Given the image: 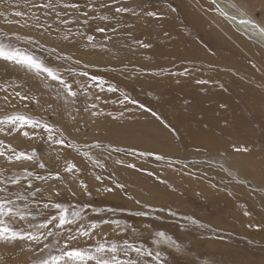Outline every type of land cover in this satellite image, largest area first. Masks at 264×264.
<instances>
[{"label": "rangeland", "instance_id": "1", "mask_svg": "<svg viewBox=\"0 0 264 264\" xmlns=\"http://www.w3.org/2000/svg\"><path fill=\"white\" fill-rule=\"evenodd\" d=\"M233 1L251 19L264 20V0ZM79 2L81 11L91 16L112 14L98 7L92 12L84 7L85 0ZM121 6L140 15L120 14L119 25L115 20L97 19L91 22L92 30L85 32L95 37L97 45L104 44L103 50L83 48L87 41L80 37L60 41L55 31L40 37L36 29H21L0 18V43H14L21 51L43 60L78 93L69 97L46 73L27 72L0 59V84L8 87V93L20 91L39 100L36 104L16 98L12 105H6L2 99L6 93L0 91V121L12 114H24L57 130L49 140L44 129L25 126L23 131L34 136L28 139L12 125L0 123L4 129L0 140L26 154L35 149L38 161L35 165L9 162L6 157L11 152L2 149L5 156L0 157V180L31 172L21 185L9 184L10 190H23L26 195L31 182V190L40 187L47 195L55 186L62 191L56 198L60 202L81 207L90 204L82 216L95 222L100 217L119 220L121 229L126 225L137 229L135 236L130 230L115 229V225H102L97 232L118 244L127 239L154 253L161 252L159 261L146 257L144 264H264V45L230 23L212 0H116L112 11ZM6 9L28 11L22 5L17 8L15 0L11 7L0 3V11ZM147 12L156 16L149 17ZM49 22L53 29L57 27L51 18ZM97 25L104 26L105 33L96 32ZM67 27L76 32L83 26ZM112 27L117 29L115 33ZM13 33L39 39L44 47L17 42ZM133 40L150 47L141 48ZM53 47L56 53L50 54L48 49ZM58 54L71 55L72 60H57ZM77 59L80 64L75 63ZM68 69L100 77L106 81L105 90L93 87L85 96L74 81L84 83L88 78L70 75ZM108 85L117 91H107ZM93 102L96 108H91ZM85 107L89 111L85 112ZM97 143L100 148L93 147ZM237 147L249 151L237 152ZM115 148L122 151H112ZM157 156L163 158L158 160ZM94 160L103 167L96 166ZM38 163H44L45 168H39ZM68 163L80 171L65 173ZM56 172L78 193L76 198H71L55 179ZM49 173L50 179L36 178L48 177ZM97 175L100 181L95 179ZM80 181L88 185L91 196L79 194ZM105 188L113 191L106 192ZM24 203L17 201L21 208ZM37 203L42 209L48 200L37 194L30 206L34 215ZM94 208L116 211L97 213ZM137 211L147 215L136 216ZM26 227V222L16 224L17 230ZM155 231L171 236L184 252L155 244ZM95 240H101V235ZM79 245L94 247L95 241L82 239ZM39 255L34 242H0V264H31Z\"/></svg>", "mask_w": 264, "mask_h": 264}, {"label": "snow or ice", "instance_id": "2", "mask_svg": "<svg viewBox=\"0 0 264 264\" xmlns=\"http://www.w3.org/2000/svg\"><path fill=\"white\" fill-rule=\"evenodd\" d=\"M13 0H0V3L8 5L11 7ZM116 0H85L84 7L91 8L92 12L99 9H103L112 13L111 15H98L91 16L88 11H81L82 5L79 0H15L17 8H20L21 5L23 10H14L8 12L7 9L0 11V18H3L4 22L8 25H18L19 28H28L36 29L39 32L40 37L46 35H52L53 31L56 33V37L60 41H73L77 37H80L87 41L86 44H83L82 47L85 49L88 48H97L104 49L105 45H97L95 43V37L93 35H86V31L92 30V21L99 20L102 22L115 20L116 24L119 25L121 21L118 19V16L123 13H130L133 16H139L140 13L136 12L133 8L130 7H115L114 12L112 11V3H115ZM215 3V0H213ZM36 10V11H32ZM221 15H225L223 10L219 9ZM175 11V9H173ZM36 12L41 13L37 15ZM149 17H155L156 13L147 12L145 13ZM12 16V19L8 17ZM71 16V19L67 18ZM21 18V19H15ZM52 19L57 27L53 29L52 23L49 22V19ZM236 19L235 16L231 17ZM70 24H78L83 27L78 29L76 32H73L72 28L67 27ZM240 24L244 26H251L252 29L256 30L258 35L261 37L262 42H264V20L256 21L251 18H244L240 20ZM111 27V25H109ZM42 29V31H40ZM95 31L99 33H105L106 28L104 26L97 25ZM113 33L117 31L115 27H112ZM6 39H11L8 37L7 33H2ZM15 40L17 42L23 41L28 44L37 45L41 48L44 47L40 43L39 39H34L31 36H20L16 33H13ZM129 38L131 33H128ZM111 39V37H109ZM133 42L141 48L150 47L149 44L144 43L141 40H133ZM51 53H56V48L53 47L48 49ZM0 59L5 62L14 64L27 72H32L37 75L40 73H46L52 81H58L60 85L63 86V89L69 97H77V91L73 90V85L67 83L57 74L52 68L48 67L43 60L38 59L33 54L21 51L14 43H0ZM57 60H66L71 61V55H56ZM76 64H80L79 59L75 60ZM89 63H85L84 67L87 68ZM69 74L73 76H81L88 78L87 81L81 83L79 80H75L74 83L78 87L84 90V95L89 96L88 89L93 87L99 88L100 91L105 90L106 81L101 79L96 75L89 76L87 71L76 73L72 69H68ZM7 83V82H5ZM9 87L11 85H8ZM47 87V85H45ZM16 87H23V85H17ZM0 91H4L6 94L2 97L6 105H12V101L16 98H19L21 101L31 100L36 104H39V100L35 97H29L27 94L22 95L20 91H15L14 95L8 93V87L5 84H0ZM107 91L116 92L117 89L112 85H108ZM95 95V99L99 100V95ZM124 95V94H122ZM11 97V98H10ZM124 100H129L127 95H124ZM135 103V101H130ZM123 103V101H121ZM14 106V105H13ZM91 108H96V104L93 102ZM84 111H89L88 107L84 108ZM93 116L99 115L97 112H92ZM155 115V113H153ZM0 123H6L12 125L17 132H19L23 137L32 139L33 135H30L28 131H23L25 126L35 130L37 128H42L48 133V139L52 140L54 134L57 131L54 127L48 125L47 123H41L39 120L34 119L30 116L24 114H12L5 118V120L0 121ZM0 131L4 129L0 128ZM9 132L12 131V128H9ZM56 143L63 144V140H56ZM69 147L75 148V145L70 144ZM95 148H100V144L97 143L93 145ZM7 148L11 155H8L6 158L9 162H19L23 164L24 162H32L34 165L37 164V153L33 149L31 154H26L25 151H17L15 148H12L10 145H5L3 140H0V157L5 156V151L2 149ZM112 151H122L121 149L115 148ZM237 152H248V148H235ZM90 160L92 159L88 153H84ZM144 155V153H141ZM163 157L157 156L156 159H162ZM93 163L96 166L103 167L100 164L99 160H94ZM120 163V161H117ZM38 167L43 169L45 168L44 163H38ZM134 167V165H130ZM80 170L76 167L75 164L68 163L64 168L65 173H78ZM32 176L31 172H27L26 175H13L7 177L6 180H0V242L8 244L12 241H31L34 242L36 246L39 247L41 255L31 260V264H144V258L152 257L153 260L159 261L161 258V252L148 250L144 247L143 244L136 246L134 243H130L127 239L123 241L122 244L112 242L104 238L103 233H98L97 230L102 227V225H115V229H121V224L119 220L113 219H104L103 217L99 218V222L92 221L91 218H86L82 216V212L85 208L90 207L89 203H84L83 206L73 205L70 202L64 203L60 202L58 199L62 196V191L60 188L53 186L52 190L47 193L44 192V189L36 187L34 190L31 182L28 183L27 194L25 195L23 190L11 191L9 184L16 186L21 185L23 180H27L28 177ZM37 179H50L52 174L49 173L48 177L38 176ZM55 179L59 181L63 188L67 190L68 195L71 198H76L78 193L74 191L71 187L68 186V183L65 180V177L61 175L60 172L55 173ZM97 181L101 180L99 175L95 176ZM7 181V182H6ZM117 187H123V185H117ZM80 193L83 195L91 196V192L88 190V185L83 181L79 182ZM99 191V189H97ZM104 191L111 192L112 188H105ZM40 194L41 198H46L48 203H44L42 209L38 206L34 209L36 215L33 214V209L30 207L33 203V200L37 197V194ZM32 198V199H30ZM17 201H22L24 207L21 208L17 205ZM136 204H140V201L137 200ZM47 210V211H45ZM54 210V213H53ZM94 212H115L116 209L113 208H94ZM136 216H145L147 215L144 211H137L134 213ZM38 216L43 217L42 220H38ZM87 219L88 223L83 221ZM18 222H26L27 227L21 230L16 229V224ZM195 223V221H193ZM53 226V227H50ZM55 228L57 231H53ZM113 229V231H115ZM121 230H130V233L135 236L137 235V229L131 226H124V229ZM96 235H101V240H95ZM155 240L153 241L157 245H168L169 247H174L177 253L184 252V249L176 243V241L169 235H166L164 231H155L154 232ZM51 238V240H50ZM94 240V247L83 248L79 245L80 240ZM63 241V243H61ZM135 254V258H132V254ZM123 256L124 258H121Z\"/></svg>", "mask_w": 264, "mask_h": 264}, {"label": "bare ground", "instance_id": "3", "mask_svg": "<svg viewBox=\"0 0 264 264\" xmlns=\"http://www.w3.org/2000/svg\"><path fill=\"white\" fill-rule=\"evenodd\" d=\"M213 1V0H212ZM219 9L223 10L227 20L234 24L239 30L243 31L248 37L252 38L253 41L257 42V44L264 45L261 37L258 35L257 31L252 29L251 26H244L240 24V20L244 18H250L249 15L233 0H215L214 3ZM235 16L236 19H232L231 17ZM184 42V41H183ZM220 46V45H219ZM226 48V47H225ZM219 49V48H218ZM226 51V50H225ZM218 52V51H217ZM234 52V51H232ZM205 57V56H204ZM226 57V56H225ZM231 57V56H230ZM206 58V57H205ZM227 58V57H226ZM207 60V58H206ZM208 62V60H207ZM208 64V63H207ZM217 65V64H216ZM213 67V66H212ZM220 67V65H219ZM205 76V75H204ZM203 77V76H201ZM177 78V77H174ZM195 78V77H194ZM258 91V90H257ZM261 92V91H259ZM193 100V99H192ZM222 119V118H220ZM235 125V124H231ZM222 128L221 123L218 125ZM227 128H231V126H227ZM226 128V129H227ZM237 174V173H236ZM31 247V246H30Z\"/></svg>", "mask_w": 264, "mask_h": 264}]
</instances>
